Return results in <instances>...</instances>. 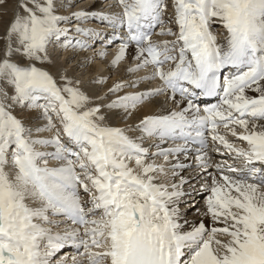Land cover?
<instances>
[{
    "label": "snow or ice",
    "instance_id": "obj_1",
    "mask_svg": "<svg viewBox=\"0 0 264 264\" xmlns=\"http://www.w3.org/2000/svg\"><path fill=\"white\" fill-rule=\"evenodd\" d=\"M117 3V13H72L110 24L121 40L113 65L134 46L127 71L151 69L97 97L114 95L107 104L95 103L79 79L48 67L52 38L70 31L60 26L69 17L58 14V0H18L0 31V264H53L66 246L77 250L71 264H264V168L254 167L264 165V0H171L167 20L165 0ZM216 24L226 32L222 40L212 31ZM157 79L158 87L117 95ZM161 95L176 107L144 114L134 129L110 125L102 110L122 109L127 118ZM199 97L217 102L201 108ZM17 106L46 123L26 126L14 114ZM133 130L140 134L129 135ZM229 133L247 147L230 142ZM209 136L245 169L225 162L208 172ZM146 140L153 143L145 146ZM169 140L184 143L162 147ZM194 145V163L182 162ZM155 156L174 157L170 182L159 178L169 173ZM192 167L210 180L201 185L210 193L204 213L210 223L189 221L181 207L196 190L181 174ZM61 223L63 233L45 226ZM55 264H68V257Z\"/></svg>",
    "mask_w": 264,
    "mask_h": 264
},
{
    "label": "bare ground",
    "instance_id": "obj_2",
    "mask_svg": "<svg viewBox=\"0 0 264 264\" xmlns=\"http://www.w3.org/2000/svg\"><path fill=\"white\" fill-rule=\"evenodd\" d=\"M80 1V0H78ZM86 1V0H84ZM70 0H58V8H62V12H59L60 15H64L69 17V21L74 18L72 16V13L78 12V11H87L89 13H106L111 14L117 13L121 11L120 6L117 3V0H87V2H82L80 5V8L77 10H73L70 15H65V11L68 10ZM72 2V1H71ZM165 3L168 4V1L165 0ZM17 3H13L12 5L7 7H4L2 11V21L0 22V31H3L4 23L8 18L11 17L13 10L15 9ZM79 4V3H78ZM170 4V3H169ZM60 10V9H59ZM0 11V12H1ZM96 17L98 18L97 23L92 24L95 22ZM68 21V22H69ZM107 22L106 20H102L99 15H89L87 19L80 20L76 18L75 20H72V26H70V33L67 35H62L59 38H54L52 42H50L49 49L56 52L57 50L62 52V59L60 60L57 57L56 54H50V58L52 60V64L49 65V69L57 75H67L69 78L73 79H79L81 81V86L84 91H86L93 99L95 103H103L107 104L111 100L115 99L116 97L114 95H108L107 99L100 101L97 100V97L104 96L108 93V89L111 88L113 85L117 83H128L132 80L137 79L139 76H143L146 74H150L151 69H141L137 73H129L127 71L128 67L134 66L135 61L131 59V57L134 54V46H130L127 50V54L123 60H121L118 64L113 65L112 64V56L113 53L118 52V48L116 49H109L104 48L107 47L106 45H98L95 44V40H93L97 35L103 36L105 33L106 26H104V23ZM66 23H61V27H67ZM71 25V24H70ZM82 27L86 29H93L94 32L99 30L97 35H91L89 39V36L83 35L81 33H78L74 31L73 29L76 27ZM215 25H213L214 27ZM219 29L222 31L221 36H219L220 40L224 38L226 35V32L222 25H220ZM212 27V28H213ZM159 32V29L156 31ZM64 38V39H63ZM68 38V39H67ZM57 39V40H56ZM66 39V40H65ZM153 39H159V40H165V39H173V37H164V36H158L154 35ZM61 40H65V42H62ZM77 41L84 42L88 46L86 48H80L77 44ZM91 41V42H90ZM94 41V42H93ZM68 44L70 47H67V49L64 51L63 47L64 45ZM118 50V51H117ZM76 51V52H75ZM109 51H112L109 53ZM75 56H74V55ZM96 56L94 60H91L90 56ZM94 56V57H95ZM72 57V59H71ZM74 57V58H73ZM71 59V60H70ZM111 73V74H110ZM160 84V81L154 80V81H143L139 88H125L122 92L117 93V95H123L127 92H134V91H143L148 88H155L158 87ZM171 100L166 99L164 95L153 97L151 101H145L143 104H140L136 107V109L133 111L132 115L125 118V114L122 109H102L105 111V113L108 115L109 120L108 123L112 126H118V127H129L132 126L133 129L136 125L139 124L140 120L143 118L144 114H155L157 112L163 111L165 109L173 108V103H171ZM216 103V102H212ZM209 103V104H212ZM14 114L18 117H22L25 122L26 126L28 127H34L37 124L40 126H43L46 122L44 120L37 121L35 116V112L32 110H29L27 108H21L17 106L14 109ZM224 129L221 128V133L224 134ZM237 131H241L240 129H237ZM34 135H37V133L33 132ZM140 133L138 131H131L129 132V135L132 136H138ZM39 135H42L44 137H48L52 135L51 133H41ZM226 138L234 143L237 147L246 148V142H242L237 140L235 137H232L229 134H227ZM153 143V141H145V146H148V144ZM213 143V142H212ZM215 147H219L220 151L216 152L213 149ZM155 148H151L150 151L154 152ZM46 151H51V148L48 149H42ZM226 150L221 145H214V147L210 148L208 151L209 157L211 158L213 162V166L208 169V172H211L212 174H216V163H223V159L233 161V160H242V159H236L234 158L233 154H224ZM197 153L195 151H191L188 154V159L185 161L184 155H180V160L182 162H185L186 164H193L194 158L193 156ZM152 159L155 161L156 164H164L166 171L169 173L167 176L161 175L159 178L164 182H170L171 181V174H170V168L169 165L171 162H174V157L170 156L169 161L165 162L163 157L161 156H155L152 157ZM61 162L57 160H50L49 165L50 166H58ZM240 166H244V161L241 162ZM256 166V165H255ZM79 172V169H77ZM182 175L187 176L190 178V183L193 184L196 188L195 191L191 192L190 196H187L184 198L186 201H190L193 196H200L201 198L199 200V203H196L192 205L190 208L185 207L184 203L182 202V209L186 210L187 218L189 221H199L201 219L205 220L206 223H210L209 218L204 216V213L206 212V201L207 197L210 194L208 191H205L201 188V185L210 183V180L207 179H200V175L207 176V173H199V170L195 167L192 168H186L182 173ZM192 177H196L195 179H192ZM185 189H188V185H185ZM82 196L83 191L81 190ZM86 198V196L84 197ZM196 201V200H195ZM203 201V204H200V202ZM191 203V202H190ZM202 203V202H201ZM185 208H184V207ZM52 220H61L63 217H50ZM61 223L60 225H62ZM46 227H50L53 233H63V230L59 227H57L55 224H49L45 225Z\"/></svg>",
    "mask_w": 264,
    "mask_h": 264
},
{
    "label": "rangeland",
    "instance_id": "obj_3",
    "mask_svg": "<svg viewBox=\"0 0 264 264\" xmlns=\"http://www.w3.org/2000/svg\"><path fill=\"white\" fill-rule=\"evenodd\" d=\"M72 1V2H71ZM18 2V0H7V5L8 6H10V5H12L13 3H17ZM82 2L84 3V2H87V0L86 1H84V0H80V1H78V0H70V2H69V7H68V10H66L65 11V15H70V13L73 11V10H77V9H79L80 8V5L82 4ZM79 3V4H78ZM4 7H0V11L3 9ZM60 9V10H59ZM59 12H62V8H58V14H59ZM2 11L0 12V22L2 21V19H1V17L3 16L2 14ZM64 16V15H63ZM75 18V17H74ZM73 19V18H72ZM3 22V21H2ZM72 21L70 20L69 22H67V24H71V25H73L72 23H71ZM66 24V25H67ZM70 25V26H71ZM219 27H221L219 24H216L213 28H212V31H213V33L216 35V37H217V39L219 40V36H221V34H222V31L219 29ZM64 39V38H63ZM66 40V39H65ZM68 47H70V46H68ZM71 48V47H70ZM63 49H64V51L67 49V47H63ZM76 52V51H75ZM49 53L50 54H56L57 53V57L61 60L62 59V57H63V55H62V53H63V51L62 52H60V51H56V52H54L53 50H51V49H49ZM74 55V54H73ZM75 56V55H74ZM95 56V55H94ZM94 56H90L91 58V60H94V58H96V56L94 57ZM74 58V57H73ZM71 59H72V57H71ZM70 59V60H71ZM111 74V73H110ZM34 135V134H33ZM35 136V135H34ZM200 199H202L201 198V196H193L192 197V199H190V201H186L185 203H184V205H185V207H187V208H190L192 205H194V204H196V203H199V201L198 200H200ZM196 200V201H195ZM191 202V203H190ZM202 202V203H201ZM200 202V204H203V201H201ZM184 207V206H183ZM184 207V208H185Z\"/></svg>",
    "mask_w": 264,
    "mask_h": 264
}]
</instances>
